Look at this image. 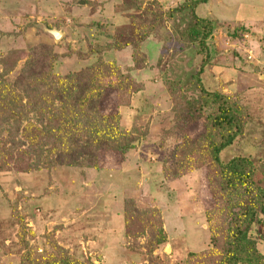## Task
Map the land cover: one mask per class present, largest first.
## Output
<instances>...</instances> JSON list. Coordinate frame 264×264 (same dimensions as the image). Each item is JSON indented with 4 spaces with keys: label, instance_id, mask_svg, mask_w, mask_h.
Masks as SVG:
<instances>
[{
    "label": "rangeland",
    "instance_id": "obj_1",
    "mask_svg": "<svg viewBox=\"0 0 264 264\" xmlns=\"http://www.w3.org/2000/svg\"><path fill=\"white\" fill-rule=\"evenodd\" d=\"M83 1L0 0V59L14 51L13 64L16 51L44 44L56 58L44 73L59 83L94 63L104 73L115 67L140 86L106 87L90 101L93 107L85 94L67 115L62 91L44 115L23 112L13 153L5 148L12 121L0 119V264H214L210 229L223 246L230 207L244 196L222 187L204 120L195 107L193 120L186 116V101L202 99L197 77L204 89L236 100L243 130L220 159L248 157L264 179V0L198 5L195 13L217 24L207 50L186 33L194 25L192 0ZM176 7L181 10L146 32L139 47L144 66H137L134 49L121 45L149 25L139 14ZM42 25L61 36L53 38ZM25 59L3 79L13 81ZM76 124L89 126L94 137L102 129L91 152L80 148L77 126L70 128ZM191 144L193 153L183 155ZM201 251L209 252L203 258Z\"/></svg>",
    "mask_w": 264,
    "mask_h": 264
},
{
    "label": "trees",
    "instance_id": "obj_2",
    "mask_svg": "<svg viewBox=\"0 0 264 264\" xmlns=\"http://www.w3.org/2000/svg\"><path fill=\"white\" fill-rule=\"evenodd\" d=\"M205 2H207V0H192L188 3V5H192V15L194 14L195 16L193 27L189 28V32L186 30L187 36L190 37L192 41H197L198 46L203 50L208 49L206 42L207 37L212 34L217 25L212 20L200 17L195 13V9L198 5L204 4ZM179 10L181 9H177L176 7L166 14L161 9L154 11L152 14H149V12L145 10V15L144 12L139 14L141 16H138V18L143 21L144 16L147 18L149 17V25L145 27L143 32L136 36H130L128 40L126 39L123 45H121L123 48L130 46L134 49L133 60L137 66H144L143 60L139 59V47L142 41L149 35L146 32L153 30L161 24L164 19L173 16L176 11ZM16 52H18V55L16 59H14L13 64L10 59H12V55L15 54L14 51L9 52L0 59V119L5 121L11 119L12 121L6 127L9 138L7 141L8 145L5 148H7L10 153H13L18 143H21L16 137L20 129L18 123L21 120L23 112L25 113L33 110L39 112L40 115H44L45 111L49 109V105L56 99H59L58 96L62 91H64L63 94H65V97L60 99L63 103L62 109H64L62 113L64 112L67 115L75 110L72 109V107L75 104L79 105L82 101L81 96L84 98L85 94H88L86 97L87 99H85L88 101V107H93L94 105L92 102L90 103V101L94 97L101 96L106 87L114 86L118 91V89L124 90L131 89L134 86H140V83H137L129 74L122 73L116 70L115 67H111L110 70L107 69L104 73L102 66L94 63L86 66L80 71L63 76V83H59L56 81L57 77L48 72L44 73L45 67L49 72H52V64L56 59L46 45L39 44L31 47L29 51L21 50ZM207 53L208 52H206V54ZM24 57H26V59L21 64L17 77L13 81L3 79L5 74L13 72L17 66L16 63ZM43 73L45 75L44 78H42ZM197 82L202 92V99L200 102H196L194 99L186 101V116L193 120V107L200 111L201 117L204 120L203 127L206 133L204 136H206L209 157L214 171L220 178L222 187L226 190L237 189L236 191L238 192L242 190V195L244 196L235 205L230 207V221L224 239H222L224 243L223 246L220 245V236L215 234L214 228L211 227L210 229V243L212 247L218 251V256L214 264H264V255L258 249L257 241L251 236V231L255 227L254 230L257 238L264 240V179L258 178L256 165L248 157L234 156L226 162L220 159L221 152L231 145L242 133L244 126L242 111L236 100L229 95L204 89L199 77H197ZM54 85H58V88H53ZM40 86L46 88V90H41ZM75 88L77 91L75 94H72ZM171 89H175L174 85L171 86ZM17 90L20 92H17ZM134 90L135 89L132 91ZM15 95L18 97V100H15ZM120 104L121 103H119V105ZM67 107L68 110L65 109ZM87 109L89 110L90 108ZM96 117L98 118L100 116L97 115ZM75 126H77L76 130L80 139V141H77L82 145H80V148L87 152H91V149L95 148V146L97 147L95 137L99 136L102 129H96L94 137V134L91 136L87 132L89 126L83 125L80 127L76 124L70 128ZM31 127H33V125ZM23 132L29 138L27 141L29 142V140H31L30 142H32V132L28 131L27 126L24 127ZM41 136L42 138H46L44 134ZM82 137H85L84 142L81 141ZM117 145V142L112 144L115 149H125L123 146L121 147L120 145L117 147ZM186 150L181 149V151H184L183 155L193 153V144ZM24 152L27 153V150H24ZM16 157L21 158L20 155ZM64 157L65 154L58 160L61 161ZM24 169L26 170V168ZM224 231L225 229H222V232ZM208 252L201 251L197 254L205 258ZM48 264L81 263L65 260L59 263Z\"/></svg>",
    "mask_w": 264,
    "mask_h": 264
},
{
    "label": "water",
    "instance_id": "obj_3",
    "mask_svg": "<svg viewBox=\"0 0 264 264\" xmlns=\"http://www.w3.org/2000/svg\"><path fill=\"white\" fill-rule=\"evenodd\" d=\"M84 1L81 0V3H83ZM42 28L44 29V31H46L47 33H49L53 38L58 39L61 36V32L59 30H57L56 28H48L42 25Z\"/></svg>",
    "mask_w": 264,
    "mask_h": 264
}]
</instances>
